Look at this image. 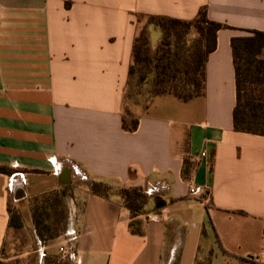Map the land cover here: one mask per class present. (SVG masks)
<instances>
[{
	"label": "crops",
	"instance_id": "crops-1",
	"mask_svg": "<svg viewBox=\"0 0 264 264\" xmlns=\"http://www.w3.org/2000/svg\"><path fill=\"white\" fill-rule=\"evenodd\" d=\"M201 7L228 27L203 93L155 96L124 130L135 15L190 20ZM239 30L264 31V0H0V166L13 171L0 172V251L8 207L59 189L65 229L38 264L56 245L72 252L66 264H264V136L232 124ZM88 180L141 190L145 213L90 194Z\"/></svg>",
	"mask_w": 264,
	"mask_h": 264
},
{
	"label": "trees",
	"instance_id": "trees-1",
	"mask_svg": "<svg viewBox=\"0 0 264 264\" xmlns=\"http://www.w3.org/2000/svg\"><path fill=\"white\" fill-rule=\"evenodd\" d=\"M136 35L131 48V64L128 69L125 92L134 74L133 63H142L144 67L150 64L154 73L142 71L137 77V85H143L151 79L154 89L152 96L169 94L181 101H188L203 93L204 65L206 58L215 48L216 32L228 28L226 25L210 21L206 16V9H198L194 18L181 20L164 16L136 14ZM145 18L163 34L164 41L171 37L190 43L187 56L176 64V58H171L169 49L162 55L151 59L148 54L147 39L144 30L137 31L139 21ZM241 34L231 37L230 48L235 77V105L232 111L233 129L237 132L264 136V58L259 55L264 49V31L239 30ZM194 34L195 38L189 37ZM189 37V38H187ZM190 39V40H189ZM137 126V119L130 114L122 113V128L133 131ZM0 172L11 174L13 171L0 166ZM88 192L103 199L115 200L125 207L131 217L145 213L144 206L147 196L137 188H124L120 185L112 186L109 181L89 180L86 184ZM27 209L31 214L34 227L50 218L59 216L56 221L61 224L58 232L65 229L67 213L64 207V196L59 189H50L25 199ZM20 202V201H19ZM205 208L207 205L205 204ZM8 228L18 230L22 227L20 212L16 204L8 207ZM47 227H45V230ZM57 230V229H56ZM132 233L138 229L130 223ZM51 233L47 239H52L59 233ZM3 247L0 251L2 254ZM252 264H259L253 258H242ZM0 264H4L1 263Z\"/></svg>",
	"mask_w": 264,
	"mask_h": 264
},
{
	"label": "rangeland",
	"instance_id": "rangeland-1",
	"mask_svg": "<svg viewBox=\"0 0 264 264\" xmlns=\"http://www.w3.org/2000/svg\"><path fill=\"white\" fill-rule=\"evenodd\" d=\"M141 28L144 30L146 35L148 54L151 59H155L169 49L171 58H176V64L180 67L181 62L188 54L190 43L187 42L184 44L182 40L176 39L175 37H171L169 40L164 41L163 34L160 30L154 25L149 24L148 20L145 18H142L139 21L137 31ZM189 37L195 38L193 32L189 34ZM259 56L264 58V49ZM132 64L134 65V74L132 75V79L125 92V98L122 101V113L125 115L128 113L133 118H136L142 109L149 103L154 94L151 79L147 80V82L143 85L138 86L136 84L137 77L140 72L142 73V71H150L151 74H153L154 68L151 64L148 67H144L142 63L140 64V62H132ZM109 182L112 186H118V184L113 181ZM16 204L17 209L20 212L22 227L18 230L9 229L4 240L2 254L0 255V262L4 264H38V248L41 246L43 241L48 240V235L54 233V231L56 233L59 231L58 229L61 224L56 221V219H59V216H50L48 220L43 221L44 223L36 229L34 227L31 214L27 209V203L20 202L19 204L18 202ZM67 205L68 203L64 202L66 213L68 209ZM45 227H47L46 230ZM61 232L58 233L60 234ZM55 249L58 251L57 245L55 246ZM46 258L47 257H44L43 261L47 260ZM48 258L53 264H66L67 262V259L60 258L59 254ZM51 263L48 262L47 264Z\"/></svg>",
	"mask_w": 264,
	"mask_h": 264
},
{
	"label": "water",
	"instance_id": "water-1",
	"mask_svg": "<svg viewBox=\"0 0 264 264\" xmlns=\"http://www.w3.org/2000/svg\"><path fill=\"white\" fill-rule=\"evenodd\" d=\"M58 182L60 185H66L70 183V170L64 169L60 172L58 176ZM21 192V195L15 197V201L20 200L24 197V194L22 193V190H19Z\"/></svg>",
	"mask_w": 264,
	"mask_h": 264
},
{
	"label": "built area",
	"instance_id": "built-area-1",
	"mask_svg": "<svg viewBox=\"0 0 264 264\" xmlns=\"http://www.w3.org/2000/svg\"><path fill=\"white\" fill-rule=\"evenodd\" d=\"M200 156L205 158L206 154L204 152L200 153ZM189 193H194L195 189L193 188V186L189 185V189H188ZM58 254L60 256V258L62 259H70L72 257V252L66 248H64L63 246H60L58 248Z\"/></svg>",
	"mask_w": 264,
	"mask_h": 264
}]
</instances>
